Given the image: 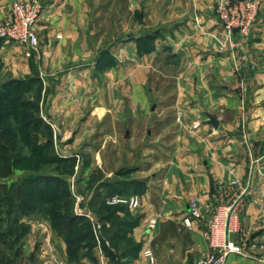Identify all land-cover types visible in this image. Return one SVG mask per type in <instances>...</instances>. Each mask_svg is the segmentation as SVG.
<instances>
[{
  "label": "rangeland",
  "instance_id": "obj_1",
  "mask_svg": "<svg viewBox=\"0 0 264 264\" xmlns=\"http://www.w3.org/2000/svg\"><path fill=\"white\" fill-rule=\"evenodd\" d=\"M41 2L44 8L46 0ZM141 4L71 0L63 8L77 31L68 42L39 32L36 58H24L14 47L0 52V247L13 264H203L210 253L208 219L225 204L206 211L201 203L204 218L192 226L182 217L151 215L157 226L149 229L145 219L134 235L140 205L110 202L132 194L106 185L116 171L146 170L155 162L163 135L149 107L170 102L166 90L182 69L169 64L170 51L156 53L154 17H146ZM162 87L166 96L158 92ZM47 176L60 180L57 197L40 192V177ZM68 201L81 220L61 234L51 218L59 222ZM10 227L14 234L7 233ZM259 245L257 263L264 264V243Z\"/></svg>",
  "mask_w": 264,
  "mask_h": 264
},
{
  "label": "crops",
  "instance_id": "obj_2",
  "mask_svg": "<svg viewBox=\"0 0 264 264\" xmlns=\"http://www.w3.org/2000/svg\"><path fill=\"white\" fill-rule=\"evenodd\" d=\"M69 1L46 0L37 21L38 35L47 32L53 37L56 33L61 41L68 42V34L77 31L70 12L63 8ZM9 2L0 0V21L8 13ZM141 2L144 15L154 17L156 53L159 49L170 51L169 64L182 69L174 73L173 83L166 90L170 102L149 107L158 134L163 135L162 144L156 145L155 162L146 170L121 168L107 185L113 193L141 195L134 235L151 215L157 214L161 221L179 220L193 198L211 209L229 203L244 191L236 206L235 226L240 231L232 236L239 241L244 234L245 241L238 245L249 256L231 253L227 264H258L259 244L264 243V0L249 35L243 38L255 64L247 73L243 93L237 88L239 75L233 69V59L229 53L218 51L215 0ZM169 20L168 27L158 24ZM13 47L25 58L20 46L0 39V52ZM67 86L66 82L63 90ZM162 90L158 92L166 96ZM208 113L216 118L217 125L208 121ZM193 227L197 235L199 229Z\"/></svg>",
  "mask_w": 264,
  "mask_h": 264
},
{
  "label": "built area",
  "instance_id": "obj_3",
  "mask_svg": "<svg viewBox=\"0 0 264 264\" xmlns=\"http://www.w3.org/2000/svg\"><path fill=\"white\" fill-rule=\"evenodd\" d=\"M260 6L261 0H217L215 5L219 27L218 51L229 53L233 59V69L239 75L237 88L242 93L248 71L255 68V64L250 60L249 52L244 47L243 38L249 35ZM42 11L41 0H10L8 13L0 21V39L20 46L26 58H36L39 52L37 21ZM235 200L224 206H218L210 215L208 237L211 248L203 264H227V257L231 253L249 255L238 245L242 238L239 237V241L232 238L236 232L235 221L238 213L236 210L238 203L232 207ZM110 202L124 203L129 209H134L140 205L141 195L132 193L127 197L113 196ZM207 208L209 209L208 206L204 209L207 211ZM202 209L201 203L193 200L182 217L183 224L192 226L200 223L204 218ZM146 221L149 229L155 228L158 224V218L155 216H149ZM143 254L150 257L152 252L146 248Z\"/></svg>",
  "mask_w": 264,
  "mask_h": 264
},
{
  "label": "trees",
  "instance_id": "obj_4",
  "mask_svg": "<svg viewBox=\"0 0 264 264\" xmlns=\"http://www.w3.org/2000/svg\"><path fill=\"white\" fill-rule=\"evenodd\" d=\"M44 180L45 186L40 188V192L43 193H48L51 196L57 197V192H58V185H59V179L54 178L52 176H47L45 177H40ZM34 179V178H33ZM52 181H57L56 183L51 182ZM107 185V184H106ZM64 210L65 212L61 216V220L59 222H56L55 217H52L51 220L53 222V227L57 230V232L61 234H68L70 233V227L78 224L80 222V216L76 213H73L71 211V205L68 202H65L64 204ZM16 229L14 227H10L7 230L8 234H14ZM0 237H2V241H5V236L3 232H0ZM0 264H13V258L9 257V254L4 251L0 247Z\"/></svg>",
  "mask_w": 264,
  "mask_h": 264
},
{
  "label": "water",
  "instance_id": "obj_5",
  "mask_svg": "<svg viewBox=\"0 0 264 264\" xmlns=\"http://www.w3.org/2000/svg\"><path fill=\"white\" fill-rule=\"evenodd\" d=\"M207 116H208V121L210 122V123H212L213 125H217V120H216V118L214 117V116H212L211 114H207ZM116 174H119V173H121V170H118V171H116L115 172ZM245 193H244V191L236 198V200H235V202L233 203V205H232V207H234L241 199H242V197H243V195H244Z\"/></svg>",
  "mask_w": 264,
  "mask_h": 264
}]
</instances>
